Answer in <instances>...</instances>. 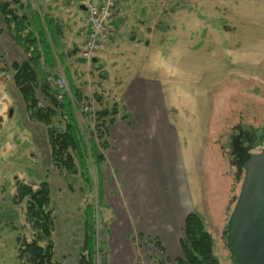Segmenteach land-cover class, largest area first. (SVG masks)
Returning <instances> with one entry per match:
<instances>
[{
  "label": "rangeland",
  "instance_id": "374dc122",
  "mask_svg": "<svg viewBox=\"0 0 264 264\" xmlns=\"http://www.w3.org/2000/svg\"><path fill=\"white\" fill-rule=\"evenodd\" d=\"M58 3L61 8L51 13L53 17L61 25L81 28L86 21L85 8L66 12L64 4ZM40 4L42 15L46 8ZM12 6L20 15L19 4ZM221 16L227 18V26L217 23ZM12 27L8 28L0 12V264H17V236H32L24 206L14 199L16 178L33 188L42 181L50 183L53 258L60 263L77 264L84 236L82 210L87 204L96 207L99 195L94 224L98 264H131L134 256L138 260L133 261L147 264L150 254L145 253L149 250L154 254L150 256L153 263L167 264L168 258L175 261L182 256L179 241L184 237L185 216L191 212L210 233L218 262L231 264L223 232L233 205L229 202L237 196L241 179H235V169L230 168L219 145L236 124L256 129L264 125V0H117L109 34L90 60L79 56L77 39L85 41L87 31L86 37L73 34L72 28L65 32L61 41L70 52L65 65L82 99L71 95V100L68 94L58 99L55 95L62 71L55 54L52 69L42 62L38 66L35 96L39 105H51L41 90L46 77L56 100H69L83 141H92L104 155L98 169L88 158L89 187L79 172L61 175L55 170L46 127L28 117L10 67L12 61H24L28 55L10 36ZM126 52L136 56L125 61ZM180 57L182 63L177 66ZM131 71L162 81L165 109L180 134L182 163L177 170L167 168L169 175L161 186L162 207L148 195H128L136 186L126 183L122 169L112 166L109 153L118 152L111 151L109 142L108 148L102 149L105 137L95 133L96 112L117 105L115 86L122 81L121 75L128 76ZM83 107L88 111L83 112ZM58 112L53 124L63 126ZM119 114L120 108L116 117ZM145 188L146 184L140 183L139 194ZM172 197L175 203L169 202ZM158 226L163 229L161 238L146 232Z\"/></svg>",
  "mask_w": 264,
  "mask_h": 264
},
{
  "label": "trees",
  "instance_id": "16d2710c",
  "mask_svg": "<svg viewBox=\"0 0 264 264\" xmlns=\"http://www.w3.org/2000/svg\"><path fill=\"white\" fill-rule=\"evenodd\" d=\"M18 1H0V12L8 23V28L10 25L13 26L10 28V36L28 55L24 61L11 62L10 67L14 71L13 81L21 93L29 119L42 123L46 127L52 166L61 175L79 172L89 187L91 186V176L88 158L92 159V165L98 169L99 163L104 160V155L97 152L92 141L88 144L83 141L82 130L77 124V118L71 109L69 100L65 97L58 102L49 89L48 83L45 82L46 77L42 79L41 90L51 105H39L35 96L38 83L37 72H40L38 66L41 65V62L52 69L55 64L53 56L55 54L62 65L60 54L55 52L54 40H48V33L51 34L54 30V24L48 20L46 14H42L40 17L36 6L31 2L28 5L19 4L23 12L18 15L16 7L12 6V3L18 4ZM30 1L33 2V0ZM68 85L72 96L77 97L78 100L82 99V95L72 85ZM57 110L63 126L53 124ZM117 114L116 104L112 109H101L95 114V133L99 138L105 137L101 142L102 149L108 148L106 140L108 128L114 122ZM122 117H126V115ZM13 186L14 199L17 203L23 204L25 220L32 232L30 239L21 235L16 238L17 264H64L53 258L54 246L51 240L53 217L50 208L49 183L42 181L37 188H33L23 179L16 178ZM69 188L72 187L69 186ZM91 191L92 189H89L88 192ZM99 204L100 197L98 195L96 207L87 204L82 210L84 236L78 250L77 264H98L100 250L96 244L94 224L96 215L99 214V212L96 214ZM183 230L184 237L179 241L182 256L175 259L176 264H220L213 253L211 235L195 213L191 212L185 216ZM154 243L157 248H160L157 241ZM104 262L103 258L101 263ZM155 264L161 263L155 261Z\"/></svg>",
  "mask_w": 264,
  "mask_h": 264
},
{
  "label": "crops",
  "instance_id": "0c3cea01",
  "mask_svg": "<svg viewBox=\"0 0 264 264\" xmlns=\"http://www.w3.org/2000/svg\"><path fill=\"white\" fill-rule=\"evenodd\" d=\"M258 1L260 3L261 0ZM18 2V4L21 5L23 3V5H28L30 2L31 4L34 2L40 17H42L40 14L42 8L40 3L45 6L46 11L43 12V14H46L48 20L54 24V30L51 34L48 33V40H54L55 52L60 54L62 60V65L59 63L62 67L60 76H63L66 79L67 84L74 86L69 71L65 65V61L69 58L70 52L67 51V48L64 46L61 39L69 28H72L73 34H77L78 36H83L84 34L86 37L87 28L86 26L83 28L86 21L81 24V28H78L73 24H69L70 26L62 24V28V25L51 14L58 8H61L58 0H33V2L30 0H25V2L19 0ZM80 9H84V7H80ZM189 9L191 8L189 7ZM217 23L221 24V26H225L226 23H228V20L225 16H221L218 18ZM77 39L80 42L79 46L82 47L84 41L80 38ZM129 47L130 45H125L126 49ZM73 51H76L75 47ZM134 56H136V54L128 52L125 54L124 59L125 61H128L130 58H134ZM140 57L141 56H139V58ZM102 61L104 62L105 59ZM137 61L140 60L138 59ZM179 62L180 63H177V66H181V57L179 58ZM141 64L143 63L141 62L140 65ZM128 68L129 67H126V69ZM140 68L143 69V65H141ZM64 72L66 75H64ZM149 76V74H143L140 73V71H131L128 76L121 75L122 81L115 86L117 97L114 100L117 103L118 110L120 108V116H117L114 122L109 126V140H107V142L110 144L111 151L119 153H109L112 166H114L116 170L122 169L123 174L126 175V183L136 186L130 190L128 195L134 197L148 195L158 207H162V205L164 206V193H162L163 188L161 186L165 184L166 175L168 174L167 168L177 170L180 167L182 163V144L177 138L180 134L176 129V126L173 125L174 123L172 124L171 119L167 114V108L165 109V102L163 100L164 85L160 79L151 78ZM125 115L126 117H122ZM121 156H124L125 160H121ZM171 171L172 170H170V172ZM176 173L179 174L178 171H176ZM140 175H142V178ZM140 183L146 184V188L139 194ZM170 183H174V181ZM180 198L181 197L179 196L178 201H180ZM169 202L175 203L173 197ZM140 204L142 205L143 201L140 202ZM136 209L133 211L134 213ZM153 220H155V218H153ZM156 229L157 230L155 231H153V229H147L146 232H150L151 237L156 234L157 238H161V232L163 229L159 226ZM173 230H176V227ZM158 244L161 247L159 242ZM148 252L149 253H145L146 256H148V254L154 256V254H151V250ZM160 252L163 253L164 250ZM150 256L148 259L149 263H146L155 264ZM135 259L137 261L138 256H134L133 260ZM133 260L130 262L131 264H138V262ZM168 262L169 263L167 264H176L175 261H172L169 258Z\"/></svg>",
  "mask_w": 264,
  "mask_h": 264
},
{
  "label": "water",
  "instance_id": "95a60500",
  "mask_svg": "<svg viewBox=\"0 0 264 264\" xmlns=\"http://www.w3.org/2000/svg\"><path fill=\"white\" fill-rule=\"evenodd\" d=\"M240 128L252 130L253 135L257 132L253 126ZM262 132L255 146L244 145L253 136L240 138L235 147L226 142L228 156L236 159L235 179H241L237 196L229 202L233 205L223 232L231 264H264V129ZM256 147L260 149L253 153Z\"/></svg>",
  "mask_w": 264,
  "mask_h": 264
},
{
  "label": "built area",
  "instance_id": "2783aa9c",
  "mask_svg": "<svg viewBox=\"0 0 264 264\" xmlns=\"http://www.w3.org/2000/svg\"><path fill=\"white\" fill-rule=\"evenodd\" d=\"M116 1L117 0H59L61 4H64L66 12L81 6L86 10L87 38L79 50V56L82 59H93L101 43L107 38L109 27L115 13ZM56 89L57 94L55 95L58 99H61L63 94H68L72 100V96L63 76L57 78ZM82 111H88V107H83Z\"/></svg>",
  "mask_w": 264,
  "mask_h": 264
},
{
  "label": "flooded vegetation",
  "instance_id": "af4514ba",
  "mask_svg": "<svg viewBox=\"0 0 264 264\" xmlns=\"http://www.w3.org/2000/svg\"><path fill=\"white\" fill-rule=\"evenodd\" d=\"M241 126L239 125H234L233 128H231L230 132L227 134L226 139L224 140V142H222V144L219 145V147L222 149V152L224 153L226 159L229 162L230 168L235 169L234 173L237 171L235 165H233V163H235V158L233 157V155L228 156V148L226 147V142H228L229 144H232L233 147H235V145H237L238 143H240V138H243L244 140H249L251 138V136H253L252 140L248 141V142H244V145L250 144L255 146L258 142V139L261 138V134L262 129H264V125L259 126L257 129V132L254 133V135L252 134V130H244L243 128H240ZM224 143V144H223ZM252 152H257V149L252 150ZM232 164V165H231Z\"/></svg>",
  "mask_w": 264,
  "mask_h": 264
}]
</instances>
